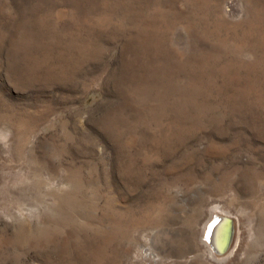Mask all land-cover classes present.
<instances>
[{"label": "rangeland", "instance_id": "rangeland-1", "mask_svg": "<svg viewBox=\"0 0 264 264\" xmlns=\"http://www.w3.org/2000/svg\"><path fill=\"white\" fill-rule=\"evenodd\" d=\"M0 264H264V0H0Z\"/></svg>", "mask_w": 264, "mask_h": 264}, {"label": "bare ground", "instance_id": "bare-ground-1", "mask_svg": "<svg viewBox=\"0 0 264 264\" xmlns=\"http://www.w3.org/2000/svg\"><path fill=\"white\" fill-rule=\"evenodd\" d=\"M232 237L233 226L232 223L230 226L229 218L216 216L209 226L206 237L213 250L219 254L227 251L232 241Z\"/></svg>", "mask_w": 264, "mask_h": 264}, {"label": "water", "instance_id": "water-1", "mask_svg": "<svg viewBox=\"0 0 264 264\" xmlns=\"http://www.w3.org/2000/svg\"><path fill=\"white\" fill-rule=\"evenodd\" d=\"M229 223H230V226H231V223H232V222H231V219H229ZM231 233H232V231H231ZM231 235H232V234H231Z\"/></svg>", "mask_w": 264, "mask_h": 264}]
</instances>
